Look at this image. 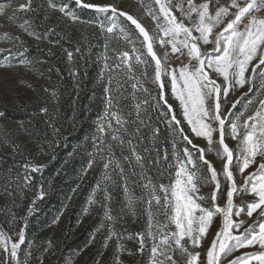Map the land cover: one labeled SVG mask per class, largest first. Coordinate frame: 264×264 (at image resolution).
I'll list each match as a JSON object with an SVG mask.
<instances>
[{
	"label": "snow or ice",
	"instance_id": "snow-or-ice-1",
	"mask_svg": "<svg viewBox=\"0 0 264 264\" xmlns=\"http://www.w3.org/2000/svg\"><path fill=\"white\" fill-rule=\"evenodd\" d=\"M13 2H0V16L9 22L16 21L20 12L31 13L34 19L41 9L47 21L48 10H53L73 23L95 25L106 34L100 73L101 81L107 73L104 108L94 122V131L69 157L78 149L88 156L79 170L80 179L102 165L101 179L88 204H99L107 221L116 219L112 215L114 187L124 197L117 201L120 216L137 217L139 205V215L146 216L147 222L144 230L128 234L129 240L138 242L135 252L125 247L123 237L110 226L104 246L115 235L119 252L138 258L149 252L148 264H264V0H153L142 4L154 22L152 28L111 3L46 0L45 7L26 0L9 13ZM77 9L92 10L96 15L84 20ZM19 28L36 40L56 34L52 27L37 32L29 19ZM4 39L15 40L19 47L0 56V68L14 67V61L31 67L25 42L7 34ZM111 40L123 41L130 52L112 48L115 55L110 57ZM64 50L72 61L73 52ZM75 51L83 58L81 47ZM69 74L75 80L78 70L70 69ZM147 84L156 86L155 95ZM169 86L172 101L167 98ZM40 111L46 113L47 108ZM5 115L0 111V117ZM54 137L48 141L50 149L67 140L59 129H54ZM196 138L206 141V146L198 145ZM229 139L235 141L233 146L227 143ZM208 153L220 161L219 169L206 158ZM52 159H56L54 153ZM44 167L24 163V186L29 187L33 180L30 173H42ZM165 170L167 183L163 182ZM20 182V173L15 180L9 176L5 193L11 196V185L16 183L19 188ZM205 188L209 190L203 191ZM97 192L102 193L100 200ZM43 194L41 191V198ZM28 211L32 212L31 206ZM84 211L87 214L88 209ZM58 221L59 216L53 223ZM217 221L205 261L196 249L202 247ZM25 228L26 223L15 241L0 230V264H20L18 252L23 251ZM28 243L26 256L32 257L33 242ZM116 264H123L118 256Z\"/></svg>",
	"mask_w": 264,
	"mask_h": 264
},
{
	"label": "trees",
	"instance_id": "trees-1",
	"mask_svg": "<svg viewBox=\"0 0 264 264\" xmlns=\"http://www.w3.org/2000/svg\"><path fill=\"white\" fill-rule=\"evenodd\" d=\"M35 3H43L46 7V0H35ZM72 6L75 7L74 4ZM77 12L84 20L93 19L96 15L94 11L88 9H77ZM47 14L49 19L45 21L44 9L36 13L34 19L31 13H18L22 20H32L37 32L44 33L47 28L52 27L56 34L50 33L48 39L25 42L28 47L25 56L32 61L31 67L39 74L40 82L34 86L23 105L15 108L0 105V110L6 114L3 117L4 124L9 129L8 138H6L9 150H4L5 139L0 136V230L10 236L12 231L25 227L26 223V240L21 245L24 250L31 239L51 226L55 218L59 216L56 236L50 237L48 242H33L31 247L35 249L38 256L43 253L49 254L50 259L47 264H66L68 255L81 253L88 248L91 233L100 220L102 210L99 204L89 209L86 207L91 191L95 188L103 171L102 165L89 170L87 175L80 179L79 170L86 165L88 156L82 149H78L72 157H69V153L84 142L85 136L91 135L95 127L94 122L104 108L103 84L107 82V73L103 81L100 79V73L103 68L102 55L106 34L101 33L95 25L73 23L57 11L48 10ZM120 19L124 20V18ZM125 23L135 31L130 22L125 21ZM61 37L67 39H61ZM49 40H60V43H49ZM128 46L123 41L111 40L109 56L115 55L112 48L130 52ZM77 47L82 48L83 58L81 53H76ZM64 49L73 52L72 61L68 59ZM73 68L78 70L75 80L69 74V70ZM149 75H152L151 70ZM150 85L146 87L150 88L155 95L157 88L153 84ZM128 91L131 92L130 86ZM137 96L142 97L143 94L137 93ZM167 98L170 101L173 100L170 86ZM128 103L131 101L129 100ZM41 108H47V112H41ZM152 115L155 117L156 114L153 112ZM17 124L20 125L31 148L19 146L16 142ZM160 127L163 130L164 126L160 125ZM54 129H59V135L66 137L67 140L66 142L61 140L59 147L50 149L48 141L55 139ZM90 143L89 140L88 144ZM168 149L170 154V145ZM53 153L56 156L54 160ZM26 162L45 166L42 173H30L33 180L29 187H25L22 182L23 164ZM163 167L167 169V165ZM9 169L12 170L10 174ZM17 173L21 174L20 187L17 188L16 183H13L11 186L14 190L9 196L5 193V188L1 187L5 186L9 176L15 180ZM172 173L174 174V169ZM151 174L154 177L157 176L155 170ZM164 180H168L166 170ZM77 185H79L78 188ZM73 189L76 191L73 192ZM41 191L44 193L42 198ZM112 192V213L116 216L120 195L114 187ZM96 199H100L99 193ZM33 201H35L34 204ZM29 206L32 207L31 213L28 211ZM85 208L88 209L87 214H85ZM18 212L26 213L25 218H21L16 224H11L10 214L17 215ZM45 248L49 250L45 252ZM22 252L18 254L21 255ZM96 256L94 247V250L87 254L80 264H92ZM38 259L35 263L39 261Z\"/></svg>",
	"mask_w": 264,
	"mask_h": 264
},
{
	"label": "rangeland",
	"instance_id": "rangeland-1",
	"mask_svg": "<svg viewBox=\"0 0 264 264\" xmlns=\"http://www.w3.org/2000/svg\"><path fill=\"white\" fill-rule=\"evenodd\" d=\"M0 2L7 3L8 0H0ZM26 0H14L13 3H11L8 12L11 13L12 9H16L19 7L20 3H24ZM93 3H111L116 5L121 10H126L132 15L138 17L145 25H147L149 28L154 27V22L151 20V17L146 15L144 7H142V4H148L152 3L153 0H91ZM177 16L179 13H174ZM23 23V20L18 16L16 21L9 22L5 16H0V56H7L9 55L8 50H14L19 47V44L13 40V39H4L5 34H7L9 37H15L19 36L20 39L24 42H36L37 40L31 36H28L24 31H22L19 28V24ZM139 47V45H137ZM128 49L130 50V46H128ZM22 50V49H21ZM12 55L15 54L14 51L11 52ZM19 58H17L18 60ZM16 64L14 67L10 68H0V105L7 106L9 108H15L17 106H21L26 102V100L29 98L34 86L39 84V74L34 70L32 67H26L19 65L16 61L13 62ZM146 86H151L150 84H147ZM239 107V106H238ZM1 111V110H0ZM5 119L3 117H0V136L2 139H5L3 141L4 143V150H9V147L6 143V138H8V132L9 129L6 124H4ZM18 133L16 134L15 140L18 142L19 146H26L28 148H31V146L28 143V139L24 136V133L22 132L20 125L17 124ZM26 140V141H25ZM195 142L200 146H206V141H204L202 138H196ZM28 143V144H27ZM230 146H233L235 144V141H232L229 139L227 141ZM206 158L209 161L214 162V167L220 168L221 163L216 158L214 153H208ZM175 171V170H174ZM248 170H246L247 172ZM174 178V174H173ZM101 179V174L99 176V180ZM164 183H167L168 180H164ZM17 187V186H16ZM103 187V185H101ZM5 188V186L1 187ZM11 191H13V186H11ZM209 189L205 188L203 191L207 192ZM93 191V190H92ZM91 191V193H92ZM100 194V199L102 198V193L97 192ZM120 195V201L122 202L124 200L122 192L119 191ZM99 199V200H100ZM235 199V198H234ZM1 200V197H0ZM238 202V201H237ZM220 204L224 203V200L221 199L219 201ZM97 205V204H93ZM93 205H89L87 201V208H91ZM117 215H112L116 217L114 221H107L105 218V210H101L100 220L96 224L95 228L93 229L90 237V243L88 245V248L82 251L81 253H73L67 256V263L66 264H80V262L83 260V258L95 250L97 252V256L92 264H116V257L118 256L120 260L123 261V264H148V256L149 252H145L142 257H137L135 255H129L127 252H119L116 248V236L113 235L112 239L108 241V246H104V238L109 234L108 228L109 226L118 234H120L123 237V240L121 241L126 248L131 249L133 252H135V249L138 247V242L134 240H129L128 234H135L139 231L144 230L146 227L147 217L146 216H140V206L137 205V217H133L130 214H126L123 217L120 216L121 208L120 204L118 203V211ZM14 215L10 214V222L11 224H16L21 218H25L26 213H20ZM23 216V217H22ZM58 224L52 223L51 226L43 230L38 236L31 239L32 242H48L50 237H55L58 233ZM102 225H104L102 227ZM15 226V225H14ZM219 226V221H217L216 226H214L211 229V234H208L206 236V239L202 242V247L196 249V251H201L203 258L207 259V249L211 244V241L214 237L215 232L217 231V228ZM20 228L16 231H12L10 233V237L13 241L18 240V233ZM95 237V239H92V237ZM29 248V244L24 248L21 255L18 254V258L20 260V264H40V260L43 261V264H47L48 260L50 259L49 254L43 253L42 255H36L35 249L31 247V250L33 252L32 257H27L26 252ZM247 249H241L240 252L246 251ZM239 254V253H237ZM39 258V259H38ZM39 260L37 263H35V260Z\"/></svg>",
	"mask_w": 264,
	"mask_h": 264
}]
</instances>
